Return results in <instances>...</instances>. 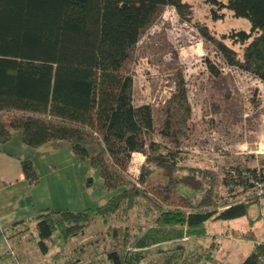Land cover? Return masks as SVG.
Returning <instances> with one entry per match:
<instances>
[{
	"label": "trees",
	"instance_id": "obj_1",
	"mask_svg": "<svg viewBox=\"0 0 264 264\" xmlns=\"http://www.w3.org/2000/svg\"><path fill=\"white\" fill-rule=\"evenodd\" d=\"M167 5L190 19L183 0H0V145L13 131L32 148L65 141L78 159H87L98 169L103 188L110 193L95 208H45L34 216L37 246L44 254L54 247L56 237L69 241L99 219L108 223L138 199L158 211L155 225L129 247L124 245L128 236L120 242L118 227H111L118 245L107 250L110 264L129 263L128 249L181 239L184 234L201 237L203 223L212 216L238 218L264 199V171L256 167L235 169L224 178L230 187L247 193L242 200L216 202L211 172L176 162L173 149L189 115L183 80L164 110L158 131L172 146L164 152L151 138L152 107L134 103L133 80L126 68L140 34ZM219 7L245 18L250 31L217 37L199 25L200 34L227 65L264 83V0H227ZM225 39L242 45L241 57ZM91 146L97 148L93 153ZM134 152L145 157L136 181L128 177ZM21 167L34 184L37 175L31 160H21ZM185 190L191 195H184ZM243 238L252 236L247 233ZM263 255L264 241L255 242L240 264H259ZM200 257L195 251L189 264H197Z\"/></svg>",
	"mask_w": 264,
	"mask_h": 264
},
{
	"label": "rangeland",
	"instance_id": "obj_2",
	"mask_svg": "<svg viewBox=\"0 0 264 264\" xmlns=\"http://www.w3.org/2000/svg\"><path fill=\"white\" fill-rule=\"evenodd\" d=\"M183 1L190 9V19L182 18L173 6L163 7L142 31L131 52L126 69L133 80L134 103L151 105L155 127L151 138L165 152L172 144L158 131L164 110L178 91L179 80H183L189 115L179 144L173 149L175 160L180 166L211 172L216 202L240 201L247 193L230 187L224 178L235 169L256 167L264 171V83L250 72L227 65L203 39L198 26H207L219 37L231 31H250V23L219 7L227 0ZM225 42L241 57L242 45L229 39ZM66 148L59 147L60 153L45 163L42 157L32 154L30 160L37 175L33 185L41 186L47 203L56 201L71 211L104 204L110 193L103 188L98 169L87 159H78L73 151L70 154L68 145ZM96 150L95 146L89 148L90 153ZM144 159L142 153H132L128 165L132 180H137ZM48 164L54 167L53 172L48 171ZM182 193L191 195L189 190ZM259 201L238 218L212 216L203 223L205 234L201 237L184 234L181 239L128 249L127 264H189L195 251L201 254L197 264H240L255 242L264 241V199ZM157 214V210L138 199L129 211L112 216L107 227H101L99 219L94 228L83 233L81 240L75 237L70 246V241L56 237L55 246L47 255L35 247L33 227H28L16 238L0 239V264H107V250L118 245V237L122 242L121 238L127 235L129 241L124 245L129 247L137 236L155 225ZM111 227H118L117 239L113 238ZM247 233L252 238H243Z\"/></svg>",
	"mask_w": 264,
	"mask_h": 264
},
{
	"label": "crops",
	"instance_id": "obj_3",
	"mask_svg": "<svg viewBox=\"0 0 264 264\" xmlns=\"http://www.w3.org/2000/svg\"><path fill=\"white\" fill-rule=\"evenodd\" d=\"M66 145H68V143L66 144L65 141L52 140L36 148H32L22 142L18 131H13L9 140L0 145V239L5 237H9V239L16 238L19 234L23 233L22 230L33 227V234H35L33 240H35L36 243L35 247L39 249L37 246L36 220H34V216L45 208L54 209L65 207H61L64 204L56 203V201H53V205L47 203L45 197L41 195V186L31 184L24 176L21 160L24 158L31 159L33 154L42 157V162L45 163L48 158L53 159L60 153L58 150L59 147L66 148ZM69 151L71 154V148ZM48 166V171L53 172L54 167L50 164H48ZM19 221L24 222L14 225L15 222ZM97 221L95 223H97ZM95 223L88 227L83 233L86 235L89 229L95 227ZM108 225L109 223H104L102 221L100 226L104 228ZM83 233L71 237L69 240L70 243L69 241L65 242H68L70 246L71 241L75 237L79 236L77 240H81ZM52 249L45 254L42 253L40 249L39 251L41 254L47 255L51 253ZM105 260V263L110 264L106 256Z\"/></svg>",
	"mask_w": 264,
	"mask_h": 264
},
{
	"label": "built area",
	"instance_id": "obj_4",
	"mask_svg": "<svg viewBox=\"0 0 264 264\" xmlns=\"http://www.w3.org/2000/svg\"><path fill=\"white\" fill-rule=\"evenodd\" d=\"M259 264H264V255L260 257Z\"/></svg>",
	"mask_w": 264,
	"mask_h": 264
}]
</instances>
